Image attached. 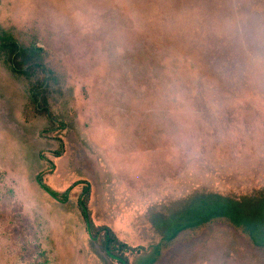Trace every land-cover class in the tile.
I'll return each mask as SVG.
<instances>
[{
	"label": "rangeland",
	"instance_id": "374dc122",
	"mask_svg": "<svg viewBox=\"0 0 264 264\" xmlns=\"http://www.w3.org/2000/svg\"><path fill=\"white\" fill-rule=\"evenodd\" d=\"M5 35L41 48L52 120L0 60V264H116L86 233L85 184L131 264H264L228 223L204 241L178 220L264 195V0H0Z\"/></svg>",
	"mask_w": 264,
	"mask_h": 264
},
{
	"label": "trees",
	"instance_id": "16d2710c",
	"mask_svg": "<svg viewBox=\"0 0 264 264\" xmlns=\"http://www.w3.org/2000/svg\"><path fill=\"white\" fill-rule=\"evenodd\" d=\"M0 60L6 64L9 69L18 75H22L29 79V94L30 103L39 112L46 115L49 122L52 120V115L47 106V101L44 96V87L46 85V72L42 50L35 43H30L29 47H22L11 36L5 35L0 37ZM36 182L41 190L49 197L59 203H67L68 191L62 194L52 191L45 186L39 177ZM90 188L87 184L82 186L81 194L77 201V206L85 224V230L91 241L100 246L106 258L116 261L118 264H128L126 253L134 251L126 244L120 242L113 231L106 226H95L91 214L88 209V196ZM257 210H249L243 207L241 202H232L227 200H219L217 196H206L202 198L200 203L194 204L182 214H179L180 221L185 222V227L199 229L204 224L211 223L217 220H224L235 230H238L241 235L252 242L253 246L264 248V195L258 196ZM7 219L9 227L13 235V240L19 245V253L29 254L27 249L29 245L26 242V233L24 227L25 220H22L14 212L8 213ZM18 221L21 225L18 226ZM22 221L24 225L22 224ZM16 222V224H15ZM14 224V225H13Z\"/></svg>",
	"mask_w": 264,
	"mask_h": 264
},
{
	"label": "flooded vegetation",
	"instance_id": "af4514ba",
	"mask_svg": "<svg viewBox=\"0 0 264 264\" xmlns=\"http://www.w3.org/2000/svg\"><path fill=\"white\" fill-rule=\"evenodd\" d=\"M220 220V219H219ZM213 221V222H211V223H206V224H204L202 227V230L203 231H205L203 234L205 235L202 239H204V241H206V240H208V239H210V238H212V237H214V236H209L210 235V233L209 232H212L213 231V227L214 226H212L213 224H215V223H217V229H219L218 228V226L219 227H221V226H225V221L222 219L221 221ZM229 226V225H228ZM229 228L231 229V230H233L236 234H238L239 236H241V233L238 231V230H235L232 226H229ZM217 233V232H216ZM217 234H219V231H218V233ZM243 237V239L242 240H244L245 239V237L244 236H242ZM241 238V237H240ZM248 240V239H247ZM248 248H250L251 250H253V253H250L249 254V257H252V258H254L255 259V256L256 255H259L260 257H261V259L264 257V248H258V247H256V246H253V244H252V242L251 241H249L248 240ZM125 244V243H124ZM156 245V244H155ZM154 246V245H153ZM152 247V246H151ZM133 249V248H132ZM151 249V248H150ZM144 250V248H140V250H139V252L141 253V251H143ZM131 252V251H130ZM258 252V253H257ZM128 253V252H127ZM126 253V254H127ZM148 253V252H147ZM174 253H176V251H174ZM125 254V255H126ZM143 254H146V253H143ZM143 254H140V255H143ZM104 255V254H103ZM140 255H138V257L140 256ZM126 257H127V255H126ZM106 258V257H105ZM109 261H111V262H115L116 264H118L116 261H113V260H111V259H109V258H107ZM127 259H128V257H127ZM128 264H131L130 263V261H129V259H128ZM153 264H155V263H153Z\"/></svg>",
	"mask_w": 264,
	"mask_h": 264
}]
</instances>
